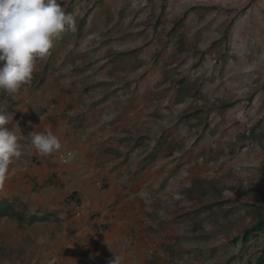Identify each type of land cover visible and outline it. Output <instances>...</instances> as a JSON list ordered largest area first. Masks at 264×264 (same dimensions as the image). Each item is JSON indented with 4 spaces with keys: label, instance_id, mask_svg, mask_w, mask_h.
I'll list each match as a JSON object with an SVG mask.
<instances>
[{
    "label": "rangeland",
    "instance_id": "obj_1",
    "mask_svg": "<svg viewBox=\"0 0 264 264\" xmlns=\"http://www.w3.org/2000/svg\"><path fill=\"white\" fill-rule=\"evenodd\" d=\"M58 2L75 31L0 90L22 152L0 181V264H257L264 0ZM45 129L47 157L28 134Z\"/></svg>",
    "mask_w": 264,
    "mask_h": 264
},
{
    "label": "clouds",
    "instance_id": "obj_2",
    "mask_svg": "<svg viewBox=\"0 0 264 264\" xmlns=\"http://www.w3.org/2000/svg\"><path fill=\"white\" fill-rule=\"evenodd\" d=\"M66 25L75 31L74 19L58 0H0V90L16 93L30 83L35 60L49 54ZM9 123V117L0 112V181L13 160L22 155ZM28 134L31 147L40 156L47 157L61 148L58 137L48 129ZM108 264H120L115 252Z\"/></svg>",
    "mask_w": 264,
    "mask_h": 264
},
{
    "label": "trees",
    "instance_id": "obj_3",
    "mask_svg": "<svg viewBox=\"0 0 264 264\" xmlns=\"http://www.w3.org/2000/svg\"><path fill=\"white\" fill-rule=\"evenodd\" d=\"M76 192L73 193L75 195ZM3 213L6 215L9 213V209H5ZM264 232V216L263 214L259 213V219L257 222H255L252 226L247 228L243 234L242 239L245 241H248L251 236L255 233ZM239 238H236L238 240ZM257 264H264V249L262 250L258 260Z\"/></svg>",
    "mask_w": 264,
    "mask_h": 264
}]
</instances>
